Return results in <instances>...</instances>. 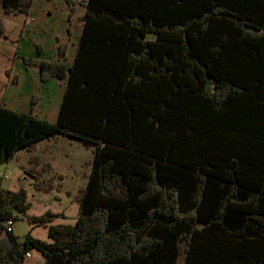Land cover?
Masks as SVG:
<instances>
[{"label":"trees","instance_id":"1","mask_svg":"<svg viewBox=\"0 0 264 264\" xmlns=\"http://www.w3.org/2000/svg\"><path fill=\"white\" fill-rule=\"evenodd\" d=\"M33 3L0 0L12 14ZM80 3L71 64L66 45L58 60L23 58L42 82L67 79L58 121L38 116L37 95L27 114L0 105V164L29 152L32 187L65 191L79 213L29 214L27 189L0 178V264L33 249L39 264H264V0ZM61 136L92 151L77 190L36 152ZM24 219L49 240L8 231Z\"/></svg>","mask_w":264,"mask_h":264},{"label":"crops","instance_id":"2","mask_svg":"<svg viewBox=\"0 0 264 264\" xmlns=\"http://www.w3.org/2000/svg\"><path fill=\"white\" fill-rule=\"evenodd\" d=\"M75 13L70 18L71 9L66 0H34L31 11L27 13H7L0 4V19L4 22L5 33L0 34V105L12 110L29 113L34 95L39 96L37 114L40 118L56 122L59 119L60 108L63 103L64 91L67 79L56 77L48 82H42L40 78V66L27 67L23 58H41V60H58L59 47L67 46L68 59L65 62L71 64L80 44L81 36L85 29L82 16L87 8L81 4V0H74ZM40 45L42 53L36 45ZM17 77V80L15 78ZM62 137L68 140V147L61 152L59 147L50 153L47 147L58 145ZM84 147L80 141L71 139L69 136H61L56 140L43 141L36 152L46 161H52L56 171L66 175V180L75 179L81 175L82 182L74 183L68 189H78L87 182L84 165L87 158L92 156V151L84 159L82 155L78 159L70 160V152L73 147ZM85 148V147H84ZM86 149V148H85ZM87 150V149H86ZM29 152L20 151L19 160L0 164V173L4 174L1 181L6 190H18L24 187L28 191L27 201L31 203L29 214L40 215L53 206L57 200L60 207L56 212H64V217L57 218L53 223L74 224L79 213V204L71 200L66 192L57 190L51 192H37L32 187L33 178L22 170L21 165H27ZM64 193V194H63ZM52 200V201H51ZM53 211V210H52ZM55 212V211H54ZM27 222V228L23 235L18 232L19 224ZM15 223L13 231L21 240L30 231L36 238L48 239V229L45 226L31 225L27 219ZM45 256L39 250L33 249L31 256L27 257L22 264H39Z\"/></svg>","mask_w":264,"mask_h":264},{"label":"rangeland","instance_id":"3","mask_svg":"<svg viewBox=\"0 0 264 264\" xmlns=\"http://www.w3.org/2000/svg\"><path fill=\"white\" fill-rule=\"evenodd\" d=\"M52 148L54 147V149H53V153H54V155H55V152L57 151V149H58V147H59V149H60V151L61 152H64L65 151V149H67V147H68V140L66 139V137H62L61 138V140L59 141V143H58V145H50ZM52 148H51V150H52ZM91 151H89V150H86L84 147H73L72 148V150H71V152H70V160L73 162V159L75 158V159H78L79 157H80V155H82L83 157H84V159L85 158H87L88 157V153H90ZM88 159V158H87ZM86 159V160H87ZM85 165V164H84ZM3 176H4V174H3ZM2 176V177H3ZM82 180L83 179H81V175H78L75 179H73L72 177H70V179L68 180H66V183H65V185H66V188H70V187H73L74 185V183H76V184H79V183H81L82 182ZM83 182H84V180H83ZM22 188H24V187H22ZM26 189V188H25ZM71 190H77V189H71ZM15 191V190H14ZM55 191V190H54ZM51 192V191H50ZM60 192V191H59ZM61 192H65V191H61ZM64 194V193H63ZM67 194V193H66ZM68 195V194H67ZM68 197H70V196H68ZM71 198V200L72 201H74L73 199H72V197H70ZM52 201V200H51ZM75 202V201H74ZM52 203H53V206H50V208L49 209H52L53 211H58L57 209H58V207H60V205H59V203H61V202H58L57 200H55V202H53L52 201ZM60 213H63V216H64V212H60ZM22 221V220H21ZM27 228V222L26 221H22V222H20V224H19V228H18V232H20V234L21 235H23V233H24V231H25V229Z\"/></svg>","mask_w":264,"mask_h":264},{"label":"built area","instance_id":"4","mask_svg":"<svg viewBox=\"0 0 264 264\" xmlns=\"http://www.w3.org/2000/svg\"><path fill=\"white\" fill-rule=\"evenodd\" d=\"M3 176V174L0 173V178ZM15 226V222L13 220H8L7 221V229L8 231L13 230V227ZM31 256V252H28L26 257H30Z\"/></svg>","mask_w":264,"mask_h":264}]
</instances>
